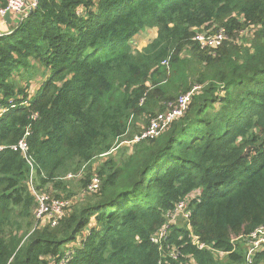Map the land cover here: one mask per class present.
I'll return each mask as SVG.
<instances>
[{
  "label": "trees",
  "instance_id": "obj_1",
  "mask_svg": "<svg viewBox=\"0 0 264 264\" xmlns=\"http://www.w3.org/2000/svg\"><path fill=\"white\" fill-rule=\"evenodd\" d=\"M18 21L0 35V97L30 100L0 117V144L29 128L38 188L86 174L52 225L21 151L0 152V264H264V244L249 261L234 240L264 227V0H39ZM217 30V46L194 39ZM188 94L182 115L111 156ZM182 201L187 222L169 223Z\"/></svg>",
  "mask_w": 264,
  "mask_h": 264
},
{
  "label": "built area",
  "instance_id": "obj_2",
  "mask_svg": "<svg viewBox=\"0 0 264 264\" xmlns=\"http://www.w3.org/2000/svg\"><path fill=\"white\" fill-rule=\"evenodd\" d=\"M39 3V0H7V3L5 6H0V16L4 17L9 13H14L17 15L18 19L21 21L24 18H26L31 10H34L37 8ZM224 31V30H223ZM225 33V31H224ZM226 35V34H225ZM222 35H209L207 33H199L197 34L194 39L199 41L202 46H217L220 44V42L225 38H223ZM191 95H183L179 98L178 102L169 109L165 114H161L156 120H154L150 127L143 133V135L138 138L137 140H140L144 137L149 136H155L158 134L159 130L164 127L167 123H169L172 119L175 117H178L182 115L185 110L187 109V106L189 104ZM30 98L23 99L21 103H16L13 98L10 99H2L0 97V117L4 114L8 113L11 109H14L18 105H28V101ZM33 118H37V114L33 115ZM30 134L29 128L26 129L25 136L20 139L15 144H0V152L5 149H12L14 151H21L25 159L27 160V163L29 164L31 168V175L29 177V183L31 187V191L33 195L36 198V201L38 203V209H37V219L45 218L48 221H51L52 225H56L60 218H62L65 214L66 208L68 207V200L64 199H57L53 198L51 199L50 196L45 195L43 192H41L36 184V178L35 173L37 172L36 169V163L35 159L30 155V146L27 141V137ZM99 181L94 182L92 180V183L89 185L88 189L89 191H95L98 188ZM184 202L182 201L178 204V207H183ZM67 206V207H66ZM187 216L189 217V210H187ZM170 223V222H169ZM168 233V225L163 227L158 235L159 239L164 238L167 236ZM256 233V235L259 233L260 237L256 239V242L252 244L250 250L247 254V260L251 261V256L259 249H261L262 245L264 244V227L258 228L253 234L250 236H253ZM257 237V236H255ZM195 243H198L197 241ZM199 246L202 248L203 245L199 244Z\"/></svg>",
  "mask_w": 264,
  "mask_h": 264
},
{
  "label": "rangeland",
  "instance_id": "obj_3",
  "mask_svg": "<svg viewBox=\"0 0 264 264\" xmlns=\"http://www.w3.org/2000/svg\"><path fill=\"white\" fill-rule=\"evenodd\" d=\"M156 32H157L156 29H145V30H143L137 36L134 37V44L141 48L142 46L146 45L156 35ZM225 33L223 30H217L216 32L208 33V34L209 35L220 34L224 38V37H226ZM22 72L23 71L16 73L15 78H17V80H19V82H21V85L30 84V91L32 89H35V87L39 84V83H37L39 81V79L37 80L36 75L34 76V78L29 83V81L25 77H22V74H21ZM142 124H143V122L139 121V125L141 126ZM140 137L141 136H136L135 139L132 141H130V140L121 141L118 144V146L112 150L111 156L114 157V159H119L120 158L119 154H121L122 150H123V152H125L124 147H128L130 149L132 142L138 141L137 139ZM128 152H129V150H128ZM107 158H108V156H104L100 159H97V161L98 162L100 160L103 161V160H106ZM96 166H97L96 164H93L94 169L96 168ZM85 174H86V170L84 168L78 174L68 172L64 177H62L66 181H70L69 183H71L72 186H69V188L67 187V190H70V191L55 190L51 183H48L45 186L39 187V190L41 192H43L45 195L50 196L51 199L56 198V194L61 195L62 197H66L65 195H69V193L71 194V192H76L74 195L72 194L70 199L68 200V207H69L71 205V203H73L77 199H80L84 195L80 192L81 190L78 188V184H79L80 179ZM91 179L93 180V183L96 181L98 182L97 175H93V177ZM71 188H72V191H71ZM63 199L66 200L65 198H63ZM187 204H188V202L186 201V202H184L183 207H180V206L178 207V205H177L174 212L170 215L168 222L180 223V224L186 223L187 219H188ZM37 209H38V206L35 209L36 215H37ZM45 218H47V217H45ZM255 236H257V237H255ZM259 237H260L259 233L257 235L255 233L253 236L238 237V238H235L234 240L241 241V243H243L244 246L250 250L252 244L255 243L256 239H258Z\"/></svg>",
  "mask_w": 264,
  "mask_h": 264
},
{
  "label": "crops",
  "instance_id": "obj_4",
  "mask_svg": "<svg viewBox=\"0 0 264 264\" xmlns=\"http://www.w3.org/2000/svg\"><path fill=\"white\" fill-rule=\"evenodd\" d=\"M18 22V17L14 13H9L4 17L0 16V35L12 32Z\"/></svg>",
  "mask_w": 264,
  "mask_h": 264
},
{
  "label": "water",
  "instance_id": "obj_5",
  "mask_svg": "<svg viewBox=\"0 0 264 264\" xmlns=\"http://www.w3.org/2000/svg\"><path fill=\"white\" fill-rule=\"evenodd\" d=\"M33 11H34V10H31V11H30V14H31Z\"/></svg>",
  "mask_w": 264,
  "mask_h": 264
}]
</instances>
